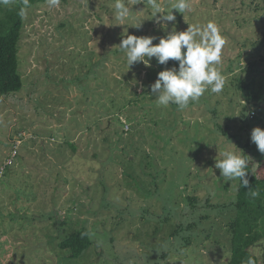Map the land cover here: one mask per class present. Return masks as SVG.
Instances as JSON below:
<instances>
[{
  "label": "rangeland",
  "instance_id": "obj_1",
  "mask_svg": "<svg viewBox=\"0 0 264 264\" xmlns=\"http://www.w3.org/2000/svg\"><path fill=\"white\" fill-rule=\"evenodd\" d=\"M131 2L133 11L144 9L139 29L113 19L115 0L28 10L18 54L24 86L0 97V167L21 141L0 177V264H67L58 243L82 228L92 246L75 264H222L226 257L211 242L227 212L179 201L197 189L213 204L232 201L237 181L221 177L215 157L264 130V0H191L190 11H174L177 31L212 20L227 38L217 66L223 92L206 91L183 110L155 102L150 85L164 70L155 58L151 67L128 69L116 47L124 29L158 38L172 29L156 24L146 0ZM174 2L163 0L166 11ZM250 87L259 93L253 104ZM249 155L255 163L264 157L251 140ZM181 156L188 159L177 162ZM190 223L196 228L174 235ZM218 236L224 245V229ZM254 252L264 264V246Z\"/></svg>",
  "mask_w": 264,
  "mask_h": 264
},
{
  "label": "clouds",
  "instance_id": "obj_2",
  "mask_svg": "<svg viewBox=\"0 0 264 264\" xmlns=\"http://www.w3.org/2000/svg\"><path fill=\"white\" fill-rule=\"evenodd\" d=\"M10 3L12 0H0L3 5ZM47 3L49 7H58L60 0H47ZM146 4L161 29L166 30L168 23L172 22L171 31L158 38L129 35L127 29H124L120 44L116 47L124 53L128 69L136 63H143L146 68L151 67L153 58L163 66H167L169 61L178 63V66L165 67L158 72L157 79L150 85L157 105L167 107L174 104L179 110H183L190 102L199 100L206 91L210 90L213 94L222 93L226 77L217 66L221 63L227 38L222 35L217 23L209 20L206 24H188L186 30L177 31L174 11H190L191 0H175L170 5L171 11H166L163 0H146ZM22 5L18 15L24 18L30 7L29 0H22ZM132 9L131 0H115L113 19L122 26L133 22L136 24L134 27L139 29L144 20L136 22L144 9L138 12ZM156 40L158 43H154ZM133 83L137 82L134 80ZM250 140L257 146L258 151L264 154V130L260 127L252 129ZM249 160L250 157L230 142V147L220 151L215 157L214 166L220 170V175L225 181H238L242 187H248ZM249 192L253 198L260 195L258 190L250 189ZM242 264H256V260L250 256Z\"/></svg>",
  "mask_w": 264,
  "mask_h": 264
},
{
  "label": "trees",
  "instance_id": "obj_3",
  "mask_svg": "<svg viewBox=\"0 0 264 264\" xmlns=\"http://www.w3.org/2000/svg\"><path fill=\"white\" fill-rule=\"evenodd\" d=\"M68 1L69 0H60L61 3H66ZM45 3H47V0H29V9ZM22 6V0H12V3L9 5L0 4V97L12 96L20 92L24 86L22 75L19 71L18 56L19 43L25 26V17L22 18L18 15ZM173 65L178 66V63L169 61L167 66H159L161 69H164L165 67L170 68ZM251 67L253 68L254 66ZM235 80L240 84L239 88L244 89L242 84L245 81H242V79L238 77H235ZM263 86L264 84H261V88H263ZM249 89L250 93L246 95V100L250 104H253L255 103L254 101L258 100L259 93L255 92L253 94V88L250 87ZM245 108L246 107H244V110ZM243 117L245 118L244 114ZM118 118L119 117H117V119ZM65 141L73 151L77 150L75 142L68 139ZM241 142L242 141H237L238 148L242 150L245 155L250 157V140L244 144ZM184 159H188V157H184ZM184 159L181 156L177 162H181V160ZM248 171V187H242L237 181L234 193L235 199L232 198V201L226 204H213L211 198H201L200 195H198L199 189H197V191L193 190L192 193L179 201V203L181 202L184 206L187 205L193 210L198 206V203H200L201 209L208 210L207 213L214 209L219 210L217 213L218 216H223V214L227 212V215L223 217L224 221L222 228L217 231L216 242H211L212 249H224L226 257L223 259L222 264H242V262L246 261L250 256L256 260V264H260L258 256L254 252V248L259 245L264 246V157L260 158L257 163H255L253 159L249 160ZM138 179H136V181L134 179V182L139 188L140 183H137ZM225 188L229 191L228 184L225 185ZM250 189L258 190L260 192L259 197L253 198L249 192ZM172 205L173 203L169 204L170 211L168 215L174 212ZM201 218L207 219L209 216L205 214V216ZM193 228H196L195 223H190L186 226L179 224L176 226L177 230L174 235H178L181 230H192ZM222 229H224V238H226V243L224 245L218 236V233ZM91 246L92 240L90 232L86 228L73 231L58 243L59 250L68 253L66 257H63L64 262L67 261V264H75L76 261L82 260ZM188 246V244H185L182 245L181 248ZM211 247L204 248V250H211ZM161 258L164 259L163 256H161ZM156 264L162 263L157 262Z\"/></svg>",
  "mask_w": 264,
  "mask_h": 264
},
{
  "label": "built area",
  "instance_id": "obj_4",
  "mask_svg": "<svg viewBox=\"0 0 264 264\" xmlns=\"http://www.w3.org/2000/svg\"><path fill=\"white\" fill-rule=\"evenodd\" d=\"M20 143H21V141H17V145L14 146V148L12 149L9 159H7V161L3 164V166L0 167V177L3 176L4 171L6 170L5 168L14 163V160L17 156V150H18V146H19L18 144H20Z\"/></svg>",
  "mask_w": 264,
  "mask_h": 264
}]
</instances>
